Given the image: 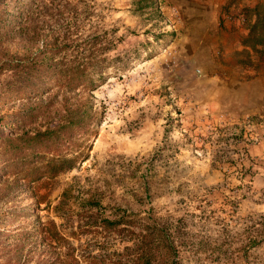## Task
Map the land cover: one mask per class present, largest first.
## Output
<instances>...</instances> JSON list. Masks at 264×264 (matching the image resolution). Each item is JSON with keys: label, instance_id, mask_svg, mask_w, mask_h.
I'll return each instance as SVG.
<instances>
[{"label": "rangeland", "instance_id": "rangeland-1", "mask_svg": "<svg viewBox=\"0 0 264 264\" xmlns=\"http://www.w3.org/2000/svg\"><path fill=\"white\" fill-rule=\"evenodd\" d=\"M166 4L77 2L108 32V56L121 59L92 93L102 118L86 159L29 187L0 181V264H125L132 232L151 222L169 236L176 264H264V113L229 121L201 108L218 71L259 56L233 51L230 37L214 47L186 38ZM32 102H0V113L21 115ZM114 220L126 223L113 229Z\"/></svg>", "mask_w": 264, "mask_h": 264}, {"label": "trees", "instance_id": "trees-1", "mask_svg": "<svg viewBox=\"0 0 264 264\" xmlns=\"http://www.w3.org/2000/svg\"><path fill=\"white\" fill-rule=\"evenodd\" d=\"M78 1L0 0V102H34L21 115L0 113V181L13 187L71 171L86 159V143L101 122L92 93L121 58L108 56L112 39L91 24L89 7L79 12ZM242 12V23L252 22L242 46L264 64V4ZM250 54L240 63L251 64ZM125 221L106 223L117 229ZM132 233L125 264H176L173 243L155 222ZM47 234L63 240L54 226Z\"/></svg>", "mask_w": 264, "mask_h": 264}, {"label": "crops", "instance_id": "crops-1", "mask_svg": "<svg viewBox=\"0 0 264 264\" xmlns=\"http://www.w3.org/2000/svg\"><path fill=\"white\" fill-rule=\"evenodd\" d=\"M264 0H165L180 16L179 28L185 30L191 40L199 38L205 45L214 47L219 37L226 45L230 37L233 51H241V39L247 35V27L235 17L225 15L236 9L252 8ZM224 48V46H222ZM234 52L225 49L224 61L233 59ZM252 67L223 68L219 79L211 80L204 92L201 108L208 117L237 121L264 113V67L259 58L250 54ZM242 61V58L239 59ZM233 66V65H232Z\"/></svg>", "mask_w": 264, "mask_h": 264}, {"label": "built area", "instance_id": "built-area-1", "mask_svg": "<svg viewBox=\"0 0 264 264\" xmlns=\"http://www.w3.org/2000/svg\"><path fill=\"white\" fill-rule=\"evenodd\" d=\"M243 9H236L235 10V12L234 13H232V14H226L225 15V18L227 19V20H233L235 17H237L238 19H240L241 20V22H242V20H243Z\"/></svg>", "mask_w": 264, "mask_h": 264}]
</instances>
